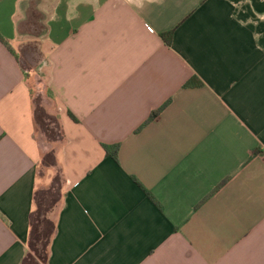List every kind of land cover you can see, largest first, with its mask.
Instances as JSON below:
<instances>
[{"label":"crops","instance_id":"crops-1","mask_svg":"<svg viewBox=\"0 0 264 264\" xmlns=\"http://www.w3.org/2000/svg\"><path fill=\"white\" fill-rule=\"evenodd\" d=\"M41 167L45 264H264V0H0V264L24 263Z\"/></svg>","mask_w":264,"mask_h":264},{"label":"rangeland","instance_id":"rangeland-1","mask_svg":"<svg viewBox=\"0 0 264 264\" xmlns=\"http://www.w3.org/2000/svg\"><path fill=\"white\" fill-rule=\"evenodd\" d=\"M42 26H43V21L41 19V15L38 12H34L32 9H30V11H28V18L23 26V30L25 34L29 35V37L31 38L34 34L39 33L41 31ZM36 48L37 47H35V45L33 44H30V45L27 44V46L24 47V52L23 54H21V56L26 66L33 65L38 60L39 55H38V51ZM32 85H33V81H32ZM36 99H37L36 102L38 101L39 104L41 105L42 104L41 99L39 97H37ZM37 115H38L37 116L38 122H37L36 135L38 136L41 145L47 147L46 142L55 138V134L58 132L54 128L53 121L47 119L44 116H41V114H37ZM44 162L45 163L48 162V164L56 163L54 161H50V159H44ZM40 171H41L40 173L47 171L49 172L51 176L56 175L55 176L56 181H54V188L52 190L44 192L45 193L44 203L40 205L39 210H37L34 214V217H32L33 224L37 223L38 221L37 218H39L37 217L38 213H40L43 209L49 213V207L52 206L51 210L54 212L55 206L58 205L57 199L59 198L61 194V190L59 189L60 183H61L59 173L55 171L53 172L50 170H45L42 167ZM50 221L52 223V218H50ZM51 223L39 225V227H37V232L32 233V236H31L32 237V245H31L32 252L28 254L27 260L24 264H45V256H46V251L48 248V245H47L48 237L50 235V232H52Z\"/></svg>","mask_w":264,"mask_h":264},{"label":"trees","instance_id":"trees-1","mask_svg":"<svg viewBox=\"0 0 264 264\" xmlns=\"http://www.w3.org/2000/svg\"><path fill=\"white\" fill-rule=\"evenodd\" d=\"M171 35H172V31H168L166 33H162L160 36L161 38L164 40V42L166 44H170V39H171ZM156 115L155 112H153L151 115H150V118L148 119L151 120L154 116ZM72 119L75 120V118L71 115ZM104 149L106 151V154L110 155L111 157H113L114 159L116 158V154H117V150H118V145H111V146H107V145H104ZM152 200H153V197L147 192L146 193ZM154 201V200H153ZM156 203V202H155ZM36 219V218H35ZM38 221L37 223L33 224V220H32V230H31V236H32V233H35L37 232V227H39V225L41 224H50L51 221L48 220L47 217H41L40 219L37 218ZM50 222V223H49ZM51 229H52V232H53V224L51 223ZM52 232H50V235L48 237V242H47V245H49V242H50V239H51V236H52ZM30 236V241H29V251L28 253L26 254V257H25V260H24V263L26 262L27 260V257H28V254L32 252L31 250V245H32V237ZM47 251H48V248H47ZM47 251H46V256H45V260H46V257H47ZM23 263V264H24Z\"/></svg>","mask_w":264,"mask_h":264}]
</instances>
